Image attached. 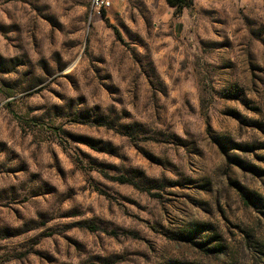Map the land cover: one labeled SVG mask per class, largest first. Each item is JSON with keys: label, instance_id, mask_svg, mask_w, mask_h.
<instances>
[{"label": "rangeland", "instance_id": "1", "mask_svg": "<svg viewBox=\"0 0 264 264\" xmlns=\"http://www.w3.org/2000/svg\"><path fill=\"white\" fill-rule=\"evenodd\" d=\"M190 3L0 0V264H264V0Z\"/></svg>", "mask_w": 264, "mask_h": 264}, {"label": "built area", "instance_id": "2", "mask_svg": "<svg viewBox=\"0 0 264 264\" xmlns=\"http://www.w3.org/2000/svg\"><path fill=\"white\" fill-rule=\"evenodd\" d=\"M113 1L114 0H89L90 15L100 17L102 13L107 12L112 7Z\"/></svg>", "mask_w": 264, "mask_h": 264}, {"label": "trees", "instance_id": "3", "mask_svg": "<svg viewBox=\"0 0 264 264\" xmlns=\"http://www.w3.org/2000/svg\"><path fill=\"white\" fill-rule=\"evenodd\" d=\"M166 4L172 8H174V14L178 15L182 12V10L184 9H188L191 7V3L192 0H165ZM18 119H20L21 121H23L24 123H29L26 118L23 117H17ZM118 180H122V179H118ZM122 182V181H121Z\"/></svg>", "mask_w": 264, "mask_h": 264}, {"label": "crops", "instance_id": "4", "mask_svg": "<svg viewBox=\"0 0 264 264\" xmlns=\"http://www.w3.org/2000/svg\"><path fill=\"white\" fill-rule=\"evenodd\" d=\"M165 1V0H164ZM170 7V6H169ZM170 8H172V7H170ZM172 9H174V8H172Z\"/></svg>", "mask_w": 264, "mask_h": 264}]
</instances>
